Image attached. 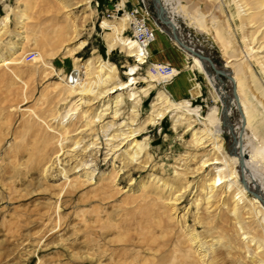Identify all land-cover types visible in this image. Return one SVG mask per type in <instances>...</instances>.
I'll use <instances>...</instances> for the list:
<instances>
[{"label":"rangeland","instance_id":"1","mask_svg":"<svg viewBox=\"0 0 264 264\" xmlns=\"http://www.w3.org/2000/svg\"><path fill=\"white\" fill-rule=\"evenodd\" d=\"M123 1L124 5L121 0H90L89 4L76 7L81 1L72 0L71 8L74 13L72 19L77 24L79 38L59 44L60 38L67 39L69 36L62 34L61 31L66 18L58 0H0V30L7 29L0 39V264H175L174 261L180 263V254L175 252L176 256H173L175 240L177 237L182 238V232L176 223L177 218L180 220L182 215H186V223L191 227L194 225L195 215L204 217L206 222L209 220L206 217H210V214L207 215L205 205L200 204L197 209L192 201L194 195L208 191L202 190L203 181L216 171L211 170L213 165H204L202 169L196 170L199 161L206 158L205 151L211 146L204 148L200 145L195 146L191 142V130L186 127V123L174 125L177 117L174 112L166 113L152 124L147 123L151 104L158 92L163 91L162 84L158 82L152 83L153 87L149 89L147 96L139 92L141 101L136 108L137 115L130 112L134 102L125 95L126 89L115 90L108 95L114 97L118 93L124 94L119 113L113 116L109 108L102 110L107 112L103 113L98 121H94L90 128L84 125L83 118L82 120L78 118L82 111L87 112L88 118L95 117L100 111L99 103L94 100L87 105L81 104V109L71 116L72 119L68 120L67 116L63 120L64 123H72L73 128L78 130L69 135L59 154L53 157L50 168L42 174L27 162L30 144L33 134L37 133V127L25 130L23 127L26 117H23L22 113L27 108H32L46 115L47 109L53 107L55 113L65 114L64 112L78 97H68L60 103L59 99L65 95H61L56 86L73 69L74 57L82 62L92 59L96 65L97 61L103 60L117 68L119 81L128 80L126 75L128 66L136 62L134 58L127 57L126 52L119 46L109 50L106 36L113 32L101 25L104 20L111 24L117 23L125 11L130 14L138 5L144 9L140 0ZM180 3L186 13H196V16L204 17V23L200 28L189 24L186 17L179 16L178 21L182 31L188 34L191 40L207 47L214 65L222 66L227 62L220 43L215 39L217 36L214 26L223 30V35L228 39L227 54L235 48L242 50L241 55L245 54L243 42L248 43V37L243 39L240 36L241 31L236 27L238 19L231 14L234 8L231 3L227 5L219 0H180ZM144 6L148 17L153 15L155 18L153 4L147 1ZM23 14L25 18H21ZM241 14H244L242 9ZM4 17H8L6 24ZM147 22L154 33L161 35L165 52L155 48V39L148 48L149 50L151 47L149 61L158 67L163 64L177 67L176 60L183 65L182 70L171 68L177 71V75L166 84L167 95L172 97L171 100H189L193 106L200 108L202 117H205L213 106L222 109L217 87L221 82L222 89L228 91L225 84L226 76L219 73L215 78L213 72L191 69L192 60H186L184 53L172 44L169 36L156 29L154 19L149 18ZM227 22L229 27L226 26ZM263 26L261 25L260 29ZM208 28H211L212 33L208 32ZM123 33L125 37H132L129 26ZM256 35H259V31L254 34ZM42 38L49 41L47 44L49 48L45 46L41 49L34 43ZM80 41H84L85 45L70 53V50L78 47ZM247 46L259 60L263 57L264 50L257 47L255 41L248 43ZM40 50L45 53L46 67L40 65L42 58L36 57ZM28 52H34L35 55L31 59H26ZM242 59H245V55L241 59H236L235 63ZM257 65L252 62L254 75L261 80V87L255 92L258 93V97L264 99L262 75L264 64L261 65L262 70H259ZM211 69L214 71V68ZM150 70L151 65L148 61L139 65L134 74L136 76L134 85L137 90L150 84L148 76ZM179 75H184L182 78L185 79V88H180L175 83V78H179ZM25 81L28 83L26 92L28 98L21 102L19 90ZM195 84L199 87V94H196ZM249 98L252 101L256 100L254 95H249ZM256 106L260 115H264L263 105L257 102ZM235 114L237 116V112ZM51 122L52 126H55L57 120ZM121 122L128 124L129 130L143 128L134 138L143 146L139 154L134 155V160H130L127 155V152L133 153L138 149V145L133 146L132 140L122 141L116 151L111 148L120 141L121 137L112 139L111 135L117 134ZM110 123L113 126L104 132L105 129L101 127ZM192 123L193 129L203 128L198 122ZM20 137H24V140ZM223 137L228 139L226 134ZM75 141H79L78 146L73 145ZM19 144L20 148L16 149V145ZM115 172L116 182H112ZM181 172L182 174L188 172L185 176L191 183L176 204V219L171 221V224L165 218L162 199L157 197L159 191L155 186L162 181L156 183V180L152 179L158 175L161 179L165 178L164 180L179 185L184 179ZM91 176L92 179L87 180ZM71 180L78 182L73 183ZM143 183H146V190L142 188ZM223 195L224 193L221 194L219 201L214 202L216 212L212 211V215L216 213V215L220 213L221 217L226 215L222 204L226 198L222 197ZM166 196L165 191L162 198ZM161 219L165 224L173 225L169 228H174L170 231V233L173 231L174 236L170 233L168 235L169 231L166 233L167 236L165 235L163 230L166 227L162 229L159 226ZM248 221L245 220L246 224H249ZM196 229L203 231L202 227L197 225ZM229 233H232V237L234 235L235 250L230 252L219 248L221 259L218 263L249 264L242 243L238 241L234 232L230 230ZM182 244H179L181 248L185 245Z\"/></svg>","mask_w":264,"mask_h":264},{"label":"bare ground","instance_id":"2","mask_svg":"<svg viewBox=\"0 0 264 264\" xmlns=\"http://www.w3.org/2000/svg\"><path fill=\"white\" fill-rule=\"evenodd\" d=\"M58 1L64 9L63 11L66 18L65 25L62 27L61 31L62 34L69 36L67 39H64L63 37L60 38L58 43L62 44L67 40H78L79 30L77 29L75 20L72 19V15L74 14L72 13L71 8L72 0ZM79 1H81V3L76 5V7L81 4L86 5L90 3V0ZM147 1H150L154 6L156 13L155 18L153 15L148 17V12L145 7L143 9L142 6L138 5V7H135V11L138 12L139 17L143 22H147L149 18L154 19L156 29L169 36L172 44L184 53L186 60H192V65L190 66L191 69L196 68L200 72L203 70H206L209 73L213 72L215 78L218 77L219 73L226 76L227 79L225 84L228 87V91H224L222 89L221 82L217 87L219 92L218 100H220L222 104V109H218L213 106L207 115L202 117L200 108L198 106H193L189 100H171L172 97L167 95L166 84L177 75V71L171 69L170 75H162L157 69L158 65L149 61L150 55L148 48L155 40L154 32L150 28L151 34L149 37H145L142 41L137 39L135 36L136 31L134 27L132 28V18L130 14L125 11L117 23L111 24L104 20L101 25L113 32L112 34H107L106 36L109 50H111L114 46H119L122 51L126 52L127 57L134 58V62H136V64L128 66V71L126 72L128 80L126 82L119 81L117 79V68L114 65L104 62L103 60L97 61L96 65L92 59L84 60V62H82L80 59L74 57L73 69L56 86L60 93H62L61 95H65L64 97L60 96V103L68 97H78L76 101H71L72 106L64 112L65 114L62 115L56 112V115L53 107L47 109L48 114L46 115L44 113L37 112L38 109L36 111L32 108H27L22 113L23 117H26L24 123L25 126L23 127L24 129L26 128L30 130L32 127H37V133L33 134V140L30 144L31 148L28 155L29 161L27 162H29L34 169H37L42 174L50 168L52 160L54 159L53 157L56 154H59L62 149L61 146L66 144V140H68L69 135L78 130V128H73L74 125L72 123H64L63 120L67 116V119L69 120L72 115L77 114L76 112L81 109V104L87 105L94 100L99 103L100 111L95 117L88 118L86 117L87 112L82 111L78 118H83L85 120L84 125L90 128L94 121H98V119L102 117L101 115L107 112H103L104 109L107 110V108H109V112H112L113 116H116V114L119 113V108L122 105L124 94L118 93L114 97H108V95L115 90L126 89L127 93L125 95H127L129 100L134 102L130 108V112L137 115L136 108L140 105L141 101L139 92H141L144 96H147L149 94V89L153 87L152 83L158 82L162 84L163 91L158 92L152 102L147 123L152 124L159 118H162L166 113L174 112V114L177 115L174 120V125L177 123H186V127L191 130V142L195 146L199 147L200 145L202 148L211 146L210 149L205 151L206 155H204L206 158L199 161L200 163L196 170L202 169L204 165H213L211 170H216L215 172L210 170L212 174L210 173V177L204 179V181H208L209 183H205L203 181L202 190L207 189L208 191L205 190L204 194L199 192L196 196L194 195L195 198L192 201V203L196 205L195 207L197 209L200 204L205 205L204 209L207 212V215L210 214V217H206L209 218V220L206 222L204 217L202 218L199 214L195 215L193 219L194 225L191 227V225L189 226L186 223V215H182L180 220L177 218L176 223H178L177 226L180 227L182 238L177 237L178 239L175 240V251L173 252H178L181 259L178 258V260L180 259V263L179 261H174V263L219 264L218 260L221 259V253L220 250H218L219 248L230 252L235 250L234 235L232 237V233H229L231 230L234 232L238 241L242 243V249H244V253H247L246 255L244 254L246 259L251 264H264V115H260L256 106V103L260 102L264 109V99L260 96L258 97V93L255 92L256 89L261 87V80L259 81V79H257L254 75L255 69H253L252 66V62L257 63L259 65V70H262L263 66L261 65L264 64V55L259 60L250 52V49L247 46L248 43L255 41L258 44L257 47H262L264 50V26L260 29V26L264 25V0H219L227 5L231 3L234 6L231 14L233 17L238 19L236 27L239 31H241L240 36L242 38L248 37V43L243 42L245 45V54L241 55L240 53L242 50H237L238 48H235L237 51L233 49L230 54H227L229 46L228 39H226V36L223 35V30L221 31V29L214 26L215 31H213L217 36L215 39L220 43L222 54L227 60V62H225L222 66H216L213 64L210 51L207 47L199 42L191 40L188 34L182 31L178 21L179 16H182L181 18L186 17L189 24L200 28L204 23V17H202V15L196 16V13H186L184 7L180 3V0H140L142 5H146ZM121 2L122 5H124V1L121 0ZM241 9L244 14H241ZM24 14L21 18H25ZM3 20L5 23V21H8V17H4ZM127 26H129L132 31L131 38L124 36L123 30ZM226 26L229 27L228 22ZM211 28H208L209 33H212ZM6 31V28L4 30H0V39L1 35ZM258 31L259 35L254 36V34ZM45 37L47 38V35ZM46 38H42L40 40L37 39V42L34 43L42 49L49 44V41ZM51 38L55 39L56 37ZM53 43L56 42L53 41ZM83 45H85V42L80 41L78 47L70 50V53ZM238 54H240L239 57H237ZM244 55L245 59L238 60L239 63H235L236 59H241ZM36 57H40V59L42 58V63L40 65L43 67L47 66L43 50L38 51L36 53ZM231 60H233L234 63H232L233 61ZM250 60H252V62ZM147 61L151 65V70L148 74L151 82L146 88L137 90L134 85V82L136 81V76L134 74H136L135 72L139 65ZM211 68H214V71H212ZM262 75L264 76V69L262 70ZM144 81L147 82V80ZM27 89L28 83L25 81V83L20 86L19 90L21 102L26 101L28 98L26 94ZM195 89L196 94H199L200 90L197 84H195ZM249 95H254L256 100L252 101V99L249 98ZM85 97H87V99H85ZM235 112H237V116ZM51 120H57L55 126H52L53 122H51ZM130 122H132V120H130ZM192 122L200 123L203 128L193 129L194 124ZM112 126L113 124L110 123L109 125L101 128L105 129L103 131L106 132ZM126 126L128 127V124L122 122L119 123V128L116 131L117 134H113L111 137L112 139L121 138L120 141L111 148L116 151L119 149L117 146L122 141L125 139H127V141L132 140L131 142H134L133 146L138 145V149H136L133 153L126 151L129 159L131 160L134 158V155L137 153L139 154L143 148V146L134 139L143 128L129 130L128 127L123 129V127ZM224 134L228 137L227 140L224 139ZM20 139L24 140V137H20ZM78 143L79 141H75L73 145L78 146ZM92 145H94V142H92ZM19 148L20 144L16 145V149ZM187 174L188 172H183V174L181 172L184 179L179 185H175L167 180H164V177V179H161L158 175L154 176L152 179L156 180V183L162 181L155 187L159 191L157 197L163 201L166 213L165 218L168 219L167 221L169 223L176 219V204L179 200H181L184 192L189 189L191 182L187 180ZM178 176L180 177V175ZM87 177H89V174H87ZM116 177L117 172H115L112 176V182H116ZM91 179L92 176L87 180ZM178 180L180 181V178H178ZM71 181L73 183L78 182L77 180ZM174 181H176V179H174ZM142 188H146V183L142 184ZM165 191L167 192V196L163 199L162 195ZM154 193L156 194V192ZM222 193H224L222 197L226 198V200L222 201L226 215L221 217L218 211V215H216L217 213L212 215V211L216 212V205L214 202L219 201ZM224 210L221 211L224 212ZM246 219L249 220L247 222L249 224H246ZM162 220L163 219L159 220V226L162 229L166 227L163 230L165 235H173V231L172 233H170V231L174 228H169L173 226L171 225L172 222L171 224H165L164 220ZM196 225L198 227H202L203 231H197ZM228 228H230V230ZM171 236L168 237L171 238ZM180 243L185 245L181 248L179 245ZM176 253L173 254V256H176Z\"/></svg>","mask_w":264,"mask_h":264},{"label":"built area","instance_id":"3","mask_svg":"<svg viewBox=\"0 0 264 264\" xmlns=\"http://www.w3.org/2000/svg\"><path fill=\"white\" fill-rule=\"evenodd\" d=\"M143 7L145 6L143 5ZM130 16L132 18V28L134 27L136 31V38L142 41L145 37H149L151 34L149 22H143L139 17L138 12L135 11V8L132 9ZM34 55V52H28L26 53V59H31ZM158 70L162 75L171 74V67L168 65L163 64V66L158 67Z\"/></svg>","mask_w":264,"mask_h":264},{"label":"crops","instance_id":"4","mask_svg":"<svg viewBox=\"0 0 264 264\" xmlns=\"http://www.w3.org/2000/svg\"><path fill=\"white\" fill-rule=\"evenodd\" d=\"M154 37H155V41H156V46H155V48H158L160 51H163L164 52V48H163V45H162V42H161V40H162V38H161V35H159L158 33H154ZM150 52H151V47H150ZM165 53V52H164ZM180 53V52H179ZM181 54V53H180ZM182 55V54H181ZM157 61H161V62H163L162 60H157ZM176 62H177V67H171V68H175V69H178V70H182V68H183V65L179 62V61H177L176 60ZM182 76H184V75H179V78H175V80H176V84L180 87V88H185L186 86H185V82H184V78H182ZM171 86V85H170ZM185 86V87H184ZM188 92V91H187Z\"/></svg>","mask_w":264,"mask_h":264}]
</instances>
